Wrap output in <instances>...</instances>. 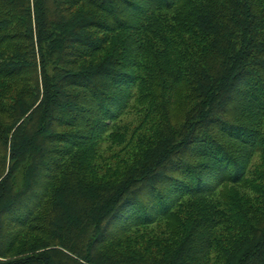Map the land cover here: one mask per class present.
I'll use <instances>...</instances> for the list:
<instances>
[{"label":"trees","instance_id":"obj_1","mask_svg":"<svg viewBox=\"0 0 264 264\" xmlns=\"http://www.w3.org/2000/svg\"><path fill=\"white\" fill-rule=\"evenodd\" d=\"M0 264H264V0H0Z\"/></svg>","mask_w":264,"mask_h":264}]
</instances>
